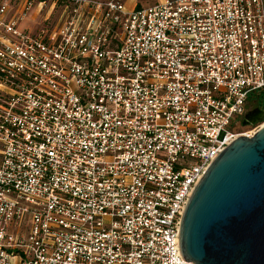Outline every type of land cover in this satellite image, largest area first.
I'll return each instance as SVG.
<instances>
[{"label": "built area", "instance_id": "1", "mask_svg": "<svg viewBox=\"0 0 264 264\" xmlns=\"http://www.w3.org/2000/svg\"><path fill=\"white\" fill-rule=\"evenodd\" d=\"M260 93L264 0H0V264H194L185 208Z\"/></svg>", "mask_w": 264, "mask_h": 264}, {"label": "water", "instance_id": "2", "mask_svg": "<svg viewBox=\"0 0 264 264\" xmlns=\"http://www.w3.org/2000/svg\"><path fill=\"white\" fill-rule=\"evenodd\" d=\"M179 242L186 262L264 264V128L210 165L187 203Z\"/></svg>", "mask_w": 264, "mask_h": 264}, {"label": "rangeland", "instance_id": "3", "mask_svg": "<svg viewBox=\"0 0 264 264\" xmlns=\"http://www.w3.org/2000/svg\"><path fill=\"white\" fill-rule=\"evenodd\" d=\"M123 1H124L125 5L128 6V7L129 6H132L133 3H135L137 6H140L141 5L142 7H148V6L152 5V4H154L156 0H123ZM34 11H37V9H34L31 13H33ZM45 11H46V9H45ZM57 19H58V15L56 14L53 17V21L56 22ZM34 21H35L34 23H33V21L30 22V24L28 26V27L31 28L30 32H35L38 29V27L36 26L37 23H38V20H34ZM262 124H264V120H261V121H257L255 123H252L250 126H248L245 129H241V128H237L236 127V130L237 129H239L240 131H242V130H249V129H252V127H254L256 125H262Z\"/></svg>", "mask_w": 264, "mask_h": 264}, {"label": "flooded vegetation", "instance_id": "4", "mask_svg": "<svg viewBox=\"0 0 264 264\" xmlns=\"http://www.w3.org/2000/svg\"><path fill=\"white\" fill-rule=\"evenodd\" d=\"M262 113H264V107L259 105H249V108L247 109L240 124V128L245 129L252 123L257 122V120L261 118Z\"/></svg>", "mask_w": 264, "mask_h": 264}, {"label": "crops", "instance_id": "5", "mask_svg": "<svg viewBox=\"0 0 264 264\" xmlns=\"http://www.w3.org/2000/svg\"><path fill=\"white\" fill-rule=\"evenodd\" d=\"M99 1H110V0H99ZM119 1H121V2L125 5V3H124L123 0H119ZM125 7H126L128 10H132L133 8L137 7V5H136L135 3H133L132 6H129V7H128V6L125 5ZM140 7H142V6L140 5ZM35 9H37V11H34L33 13H31L30 16H29V19H28V20L25 22V24H24V26H25L26 28L31 29V28L28 27V26H29L30 22H32V21H33V23H34V22H35L34 20H38V23H37L36 26H38V25H39L41 22H43V20H44L45 13H40V11H39L38 8H35Z\"/></svg>", "mask_w": 264, "mask_h": 264}, {"label": "trees", "instance_id": "6", "mask_svg": "<svg viewBox=\"0 0 264 264\" xmlns=\"http://www.w3.org/2000/svg\"><path fill=\"white\" fill-rule=\"evenodd\" d=\"M250 105H259L264 107V93H260L259 95H253L249 99Z\"/></svg>", "mask_w": 264, "mask_h": 264}]
</instances>
